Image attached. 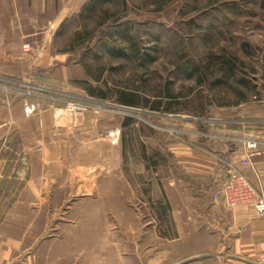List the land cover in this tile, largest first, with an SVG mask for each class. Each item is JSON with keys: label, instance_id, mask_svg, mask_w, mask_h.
Here are the masks:
<instances>
[{"label": "rangeland", "instance_id": "obj_1", "mask_svg": "<svg viewBox=\"0 0 264 264\" xmlns=\"http://www.w3.org/2000/svg\"><path fill=\"white\" fill-rule=\"evenodd\" d=\"M56 1L31 23L33 5L0 0V240L19 242L22 261L115 264V188L136 209L133 237L117 241L131 261L116 264H157L137 238L153 218L161 264H205L150 209L155 163H171L169 145L264 144V0Z\"/></svg>", "mask_w": 264, "mask_h": 264}, {"label": "crops", "instance_id": "obj_2", "mask_svg": "<svg viewBox=\"0 0 264 264\" xmlns=\"http://www.w3.org/2000/svg\"><path fill=\"white\" fill-rule=\"evenodd\" d=\"M24 2L33 5L34 14L26 17L31 23L38 19L36 12L39 13V17H44L47 11L50 13L57 4L56 0H24ZM12 3L18 4V0H12ZM117 129L114 130L113 139L118 135ZM111 146L118 149L116 143H111ZM167 149L169 154H172L169 157L171 163L165 162L164 159L156 161V177L153 178V185L156 188L150 192L149 197L153 206L151 210L153 208V211L159 214L164 211L171 215L173 244L188 247L191 255L203 254L205 264H257L258 255L264 251V218L257 217L254 209L248 206L234 210L226 209L215 201L213 196L226 180L229 164L237 166L252 185L261 184L264 189V156L253 160L254 171L240 164L244 159L241 146L169 145ZM146 161L149 168L145 165L144 170L152 171L151 163L147 159ZM169 165H172V170H169L170 176L160 174ZM176 167L181 168V175L175 171ZM125 184L130 186L128 180ZM127 191L129 190L125 191V197L128 196ZM122 196L123 193L115 188L109 191V198L112 199V205L110 204L108 208L109 243L113 246L112 261L115 264L118 260L131 261L128 254L124 256L120 254L117 258V241L118 236L122 239L123 234L125 244L127 239L133 237V228L130 230L128 222L134 219L133 215L136 214V209L128 201L125 205H117V198ZM142 208L149 212L146 204H143ZM130 213H132L131 217L128 215ZM153 219L145 223L147 227L141 230L143 233L137 238L146 247H151L152 253L156 254V258L152 261L161 264L165 260L164 245L168 238L159 233L157 222ZM118 222L122 225L120 232L117 229ZM123 227L124 233H122ZM128 231L131 236L128 235ZM0 247V264H37L34 257L22 261L15 255L20 247V243L16 240L2 239ZM136 256H133L132 261ZM145 256L144 260L148 261V256L146 254ZM91 260L87 259V261Z\"/></svg>", "mask_w": 264, "mask_h": 264}, {"label": "built area", "instance_id": "obj_3", "mask_svg": "<svg viewBox=\"0 0 264 264\" xmlns=\"http://www.w3.org/2000/svg\"><path fill=\"white\" fill-rule=\"evenodd\" d=\"M23 50L25 53L40 55L43 47L40 44L25 43ZM69 111L70 113L77 112L73 106ZM260 156H264V144L247 141V145L244 146L243 162L255 171L253 160ZM227 174L226 180L215 194L214 199L230 210L246 206L252 207L257 217L264 218V189L262 185H252L237 168L231 167ZM256 263L264 264V251L258 255Z\"/></svg>", "mask_w": 264, "mask_h": 264}, {"label": "trees", "instance_id": "obj_4", "mask_svg": "<svg viewBox=\"0 0 264 264\" xmlns=\"http://www.w3.org/2000/svg\"><path fill=\"white\" fill-rule=\"evenodd\" d=\"M96 0H93L92 2H95Z\"/></svg>", "mask_w": 264, "mask_h": 264}]
</instances>
